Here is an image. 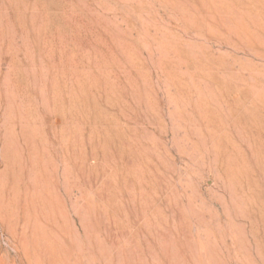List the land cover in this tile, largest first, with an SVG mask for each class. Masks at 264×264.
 I'll return each instance as SVG.
<instances>
[{"label":"rangeland","instance_id":"rangeland-1","mask_svg":"<svg viewBox=\"0 0 264 264\" xmlns=\"http://www.w3.org/2000/svg\"><path fill=\"white\" fill-rule=\"evenodd\" d=\"M0 264H264V0H0Z\"/></svg>","mask_w":264,"mask_h":264}]
</instances>
